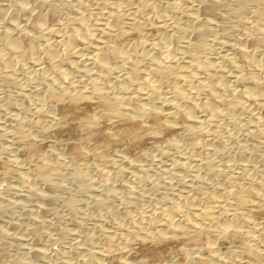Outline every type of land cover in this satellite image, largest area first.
Listing matches in <instances>:
<instances>
[{"label":"rangeland","instance_id":"374dc122","mask_svg":"<svg viewBox=\"0 0 264 264\" xmlns=\"http://www.w3.org/2000/svg\"><path fill=\"white\" fill-rule=\"evenodd\" d=\"M13 1L25 6L18 16L21 24L28 14L36 11L43 13L47 8L46 3H58L60 16L57 21L65 25L66 33L76 34L72 35L74 40L82 39L87 46L74 45V48L70 45L73 42L67 38L55 44L56 38L52 37V42L50 37V40L47 38L48 43L34 41L28 47L22 45L16 53H9L0 47V125L6 127V132L0 133V157L7 161L9 159L7 166L0 171V264H106L103 258L98 257V252L103 250L111 252V263L119 264L120 250L126 241V245L136 246L157 239L156 228L165 218L160 214L161 210H168L174 218L184 216L189 220L200 207L205 212L204 218L193 232H186L184 238L191 235L205 238L217 236L219 228L225 225L230 233L237 234L238 240L219 255L208 252L205 246L201 247L200 242L195 241L191 244L190 253L186 251L182 254L179 264H217V256L227 264H264V226L255 225L253 219L248 218L250 215L247 211L252 210L258 216L264 213V105L239 107L214 105L208 101V95L214 93L224 99L232 98L230 93L233 88L264 91V61L260 68L242 71L245 73L244 80L232 78L236 71L233 68L211 65L215 55L217 57L222 50L220 44L225 40L232 42L236 39V43L243 45L253 60L264 58V15L253 17L258 7L264 8V0H254L253 4L244 7L240 20L227 10L224 18L214 22L219 27L229 26V31L219 33L214 28L195 51H186V47L199 42L195 32L201 27L185 21L189 13L187 5L173 8V2L179 0ZM7 2L10 0H4L5 5L0 10V23L3 22L2 18H12ZM227 6L230 9L231 3ZM161 14L170 17L168 24L164 21L166 24L163 25V20H158ZM153 16L158 17L151 20ZM110 17H113V31L110 36H101L102 39H112L115 43V33L132 29L139 31L140 40L134 43L129 39L130 42L120 43L115 60H109L103 67L85 63L83 59L92 54L89 52L92 51V44L86 40L97 37L94 30L109 23L107 18ZM2 26L3 23L0 29ZM213 38L215 41L211 43ZM251 40L255 43H251ZM49 44H53L52 48H49ZM144 44L149 46L145 47ZM76 46L78 50L75 51ZM122 48L124 51L132 49L126 55L125 52L121 53ZM78 51L79 55L76 54ZM185 53L188 58L184 57ZM78 56L82 57L81 60ZM54 58L61 60V66L51 65V61L56 60ZM43 60L50 61L41 73L37 70L38 62ZM172 60L176 62L175 67L169 65ZM54 67H59L57 72L62 74H56ZM82 67L83 70L92 67L87 72H93L85 77L80 73ZM158 72L168 75L165 82L160 81L156 86L157 90L160 88L158 92L164 103L160 102V96L151 94L146 109L131 118L154 116L166 122L169 118L164 116L165 111L177 106L180 113L170 120L171 124L188 126L187 129L198 141L197 145L189 147L180 141L179 135H175L176 146L165 144L138 149L136 156L126 155L125 160L107 163L114 152V147L109 143L99 146L74 143L77 149L67 152L62 148L63 139L51 136L45 116L52 114L55 108L48 107L46 102L60 97L65 80L80 85L94 80L100 87L109 86L114 92L125 88V96L133 97L152 89L151 86L140 85L138 80L143 76L155 78L153 73L156 75ZM142 73L144 75L141 77ZM10 74L15 83H3ZM123 74L129 80L117 83ZM189 74L198 77L201 83L189 79L182 82V77ZM165 90L175 93L166 94ZM22 95H27L25 99L29 101L24 108ZM62 101L72 107L80 106L65 98ZM203 102L218 108L221 116H206L203 119L205 122L201 120L200 125L190 122V118L195 120L190 117L191 109ZM128 104L131 106L135 102ZM36 108L40 113L33 115ZM121 113V107L114 105L105 113V120L117 121ZM8 114H15L20 122H8ZM26 119H31L30 123L26 124ZM255 120L260 124L256 125ZM27 137L47 145V150L52 151L53 155L50 156L49 152L50 157L46 154L42 158L40 151L32 148L27 161L20 157L15 142L30 141ZM240 143L243 150L238 147ZM12 158H16V161L11 162ZM40 165L48 166V173L37 178L34 168ZM75 175L80 176L79 179H75ZM30 189H35L42 197H52L53 202L49 205L50 202L42 197L33 196ZM220 196H224L225 201L218 205ZM235 196L240 198L241 203L236 205V214L230 220L227 214L235 206ZM24 210L34 217H23ZM33 218L43 233L38 238L28 231L34 227ZM15 222L18 228L13 225ZM29 232H32L31 235ZM30 248L40 249L43 256L30 255Z\"/></svg>","mask_w":264,"mask_h":264},{"label":"bare ground","instance_id":"6f19581e","mask_svg":"<svg viewBox=\"0 0 264 264\" xmlns=\"http://www.w3.org/2000/svg\"><path fill=\"white\" fill-rule=\"evenodd\" d=\"M3 3H4V0H0V10L5 5ZM45 3H46V0H45ZM173 3H175L172 5L173 8L175 7L180 8L181 4L187 5L186 8H188L187 10L189 11V13L187 14V17L185 18V21H188L189 24H197L198 26L201 27L195 32V35L199 42L196 45H193V46L188 45L186 47L187 48L186 51L187 50L195 51L196 48L201 47L202 42L204 41V38L207 35V33L211 32L214 28H216L219 33H222L225 30L229 31L230 29L229 26L219 27V25H216L214 21L224 18L226 16L225 13L227 10L231 11V13L234 15V17H236L237 20H240L241 14L244 11V7H246L247 5L253 4L254 0H179ZM228 3H231L230 9H228L229 8L227 6ZM57 4L53 2L46 3L47 8L44 10L43 13L36 11L33 14H28L27 16L28 18L23 20L24 23L21 24L20 22H22V20L18 16H20V14L24 11L25 6L19 2L15 3V1L13 0H10V2H7V5L11 7L10 13L12 15V18L10 17L11 20H9V18L8 20L3 19V18L1 19L3 21L1 22L3 23V26L0 29V47L4 51H7L9 53H16L20 51L19 48L22 45L25 47H28L31 45V43H34V41H40V42L44 41L48 43L47 38H49L50 40V37H51V40L53 39L52 37L56 38L54 42L55 44H58L64 38H67L69 39V41L71 40L73 42V44H70V45L83 46L85 44V41H83L82 39L74 40L73 39L74 37L72 35H76V34L71 35V34L66 33L65 25L57 21L60 16L59 9H58L59 5ZM168 8L170 9V7ZM168 13L166 12V14ZM262 15H264V8L258 7L256 11L254 12L253 17L255 16L259 17ZM155 17H158V16H153L151 20L156 19ZM169 18L170 17H168L167 15L161 14L158 17V20L161 19V21L163 20V22L164 21L167 22ZM180 19L178 20L180 21ZM107 20L109 23H105V25H103L101 28H96L94 30L95 31L94 34L96 33V35H98L97 37H93V38L86 40L92 44V47L88 46L89 48L90 47L92 48V51H89V52H92V54L88 56L87 58H85L86 56L83 57L85 58L83 59L85 63L88 62V64L90 65H92L91 63H94V66L95 64H99V65H102L103 67L105 64L106 65L108 64L107 62L109 60H112L114 57H116V55L119 53L120 45L124 44L123 42L129 41L130 39L131 41L136 43L138 39L140 40L139 33H138L139 31H134L132 29L128 31L117 32L115 34L113 33L114 35H116L115 43L112 42V39L110 40L111 43L109 40L106 41L105 39H102L101 36H110L111 35L110 32L113 31L111 29L113 25V17L107 18ZM165 22L163 25L166 24ZM51 23H54V24H51ZM218 28H220L221 30ZM160 29L158 28V30ZM114 35L112 37H114ZM144 40L143 42H145ZM53 41L54 40H52V42ZM214 41H215L214 38L210 40L211 43ZM236 42H237L236 39L233 40L232 42H228L227 40H225L222 44H220L222 50L217 57L215 55L211 65L213 67H218L222 65L225 67L233 68L236 71H235V74L232 76V78L244 80L245 73H241V72L244 70H247V68H253V67L260 68L261 62L264 61V58L261 60L259 59L253 60L251 57L248 56L245 50V47L243 45L242 46L238 45ZM49 43H51V41ZM251 43H255V41L251 40ZM128 45L130 44L128 43ZM49 46H51L49 48H52L53 44H49ZM78 46H76L75 51L78 50L77 48ZM86 46L87 45L85 44V47ZM147 46L145 45V47ZM85 47L83 46V48ZM132 48H133V45H132ZM132 48H130L129 50H126L127 49L126 48L125 49L126 51H124L122 48L121 53L129 52L131 51ZM79 49L81 50V48ZM87 50L89 49L87 48ZM89 52H87L86 54H88ZM79 53H80L79 51L76 52V54L78 55ZM181 56L182 55H180V57ZM121 57L122 56H120V58ZM184 57L188 58V55H186L185 53ZM81 58L79 59L81 60ZM113 60H115V58ZM173 60L169 63L171 67H175L176 65L175 61L177 60L175 61ZM49 61L43 60L41 62H38L39 68L37 70L43 73L42 71L44 68H46L47 66L46 63ZM52 61H51V65H55L56 67L61 66L60 59L54 60L55 61V62L53 61L54 63H52ZM83 61H80V62L85 64ZM177 62L179 63V61ZM185 62L188 65L190 64L189 61H185ZM75 64L77 63L75 62ZM84 67L86 68L87 66H84ZM89 68L91 69L92 67H89ZM57 69L55 72H57ZM90 69H87V70H90ZM78 70H80V68ZM87 70H83V67H82V70H80V73L83 76L85 75V77L87 74L90 76L93 71L91 72L89 71L88 73ZM34 72H35V69H34ZM56 74H62V73L57 72ZM153 74L155 78H152L150 76L145 77L143 76L144 73H142L141 77L142 76L143 77L141 78V80H138L140 85H146V86L148 85V86H151L152 89L148 90V92L139 93L133 97L125 96L127 93V90L125 88H121L118 92H114L113 88L109 86L102 88L94 80L89 81L87 83L84 81L86 84L82 83L81 85L72 84L70 82H67V80H65L63 82L64 86L60 92L61 93L60 97L56 98L55 100L52 99L54 101L46 102L48 107L53 106L55 108V111L52 114H48L47 116H45L46 123L48 124L49 129L51 130V136L57 139H63L62 148L64 149V151H67V152L77 149V145H75L74 143H85V144H92L95 146H99L103 143H109L110 145L114 147L113 149L114 152L111 155L107 163H115L117 159L125 160L127 159V156H132V157L136 156L139 151L138 149L153 148V147H157V146L165 145V144L167 146H174V145L176 146L178 145L177 141H174L173 139L175 135H179L181 139L180 141L184 142L189 147H193L194 145H197L198 141L196 137L193 135L192 131L190 129H187L188 126H180L178 124L176 125L171 124L170 120L178 116L179 110L177 111V106H172L169 108L171 110L168 109L165 111L164 116L169 118L168 120H166V122L161 117H154V116H150L147 119H139L138 117L131 118L133 115H138V113H142L144 109H146V106L148 104L147 102L151 94H156L160 96L159 97L160 102L164 103L161 93L158 92V90L160 91V88H158L157 90L156 86H158V83L159 84L161 83L160 81L165 82L168 75L165 72H160V73L158 72L156 73V75L155 73ZM51 78L53 77H49L48 79H51ZM91 79L92 78H90V80ZM151 79H154V80H151ZM182 79H184V80H181L184 83L187 82L188 79L189 81L196 80V82L198 81L199 83H201V80H199V78L193 74H189L188 76L185 75L182 77ZM52 80L49 81L48 83L52 82ZM124 80H129V78H127V76H124L123 74V77L116 82L118 83ZM13 81L14 80L10 74L9 76H7L6 79L3 80V83L5 84L15 83L16 80L14 82ZM173 93L175 92L168 91V90L166 91V94L172 95ZM25 96L27 95H22V98H23L22 107L23 108L26 107L29 102L28 98L25 99ZM33 96H31V98ZM230 96L232 98L224 99L221 96H219V94L217 93L209 94L208 101L213 102L212 104L214 105L224 104V105L239 106V107H246L249 104L260 105V103L264 105V91H260V90L258 91L248 90L247 91L244 88H239V89L233 88L231 90ZM61 98L62 99L65 98L66 100H69L70 102L75 103V104L79 103L78 105L80 106L78 107L76 104L77 107H72L70 105L64 104ZM237 98L238 100H236ZM131 101H134L135 104L130 106V104L128 103ZM208 104L209 103L207 102H203L200 105L194 106L191 109L189 114L191 115L190 117H192L193 119L195 118V120H191L190 118V122L200 125L201 120H203L204 117L206 116L207 117L208 116L209 117H220L221 116L220 110H218V108L212 107L210 104L208 106ZM114 105L121 107L122 113L119 114V118L116 119L117 121L112 122V121L105 120V116H106L105 113L108 112L110 109H112ZM179 107L180 106H178V108ZM38 113H40L39 108L34 109L33 115H37ZM6 120L8 122L9 121L10 122H17V121L20 122L19 118H17L15 114H8L6 117ZM30 121L31 119H26V124L30 123ZM255 122H257V120H255ZM21 123H24V121H21ZM257 124H260V123L257 122L256 125ZM4 128H2V126L0 125V133L6 132ZM254 128H255V125H254ZM251 131H253V129ZM257 133L259 132L257 131ZM27 138L30 141H26L25 143H23L17 140L14 145L18 149L19 156L24 157L26 161L28 159L29 152L31 151L32 148L39 150L42 158H44L45 155L49 152H50L49 154L50 156L53 155L52 151L47 150V145L44 146L39 141L31 140L29 137ZM238 145H239L238 147L241 148L240 146H242L243 144L241 145L240 143ZM12 159H10L11 162L16 161L15 160L16 158L13 160ZM8 162H9V159L7 161L0 157V171L4 169L5 165ZM22 163L21 165L23 166L25 162L23 164ZM47 167L48 166L40 165L38 168H34L36 169L34 172L35 177L37 178L44 177L48 173L46 170ZM79 177L80 176H77V175L74 176L75 179H79ZM30 192L33 196L42 197L36 192L35 189H32ZM42 199H45L47 200V202H50L49 205L53 202L52 197H42ZM224 201H225L224 196H220L217 200V204L221 205L222 203H224ZM240 203H241L240 198L235 196V202H234L235 206L232 207L229 210V214H227L230 217V220H232L236 214L235 212L237 210L236 205ZM41 208H39V211ZM247 211H249V214L248 212L247 214L251 216V217L248 216V218L249 219L252 218L253 219L252 222H255V225L259 224V225H262V227L264 226V213L261 216H258V215H255V213L252 210H247ZM160 214L164 216L165 218H163L164 222L158 225L156 228L155 238L157 239L153 240L152 242H148V243L141 242L137 244L136 246H128L126 245V242H127L126 241L125 245L120 250V260L121 261L119 262V264H179V261L182 258L181 257L182 254H184L186 251L191 250L192 249L191 244L195 241H199L201 247L205 246L204 248L208 250V252L217 253V255H219L224 250H226L228 247L236 243L238 240L237 234L230 233L228 229L226 228L227 226L225 225L219 228V232H218L219 235L217 236L205 238L202 235H191V236L184 238L183 236L186 234V232L187 233L193 232L195 230V227L199 226L200 221L204 218L205 212L202 209V207L196 209V212H194L192 218L189 220L183 218L184 216L182 218H174V215H172V213L169 212L168 210H161ZM24 216L28 219L30 217H34L28 210L23 211V217ZM33 219L34 221L33 220L32 221L35 223L34 227L31 226L32 228H30V230L28 231H32L34 235H36L35 238L36 237L38 238L42 236L43 233L40 232V225L37 222V220L35 218ZM170 222H173L172 227L169 226ZM13 225L16 228L19 227V225L16 222L13 223ZM237 226H238V223H237ZM12 227L13 226H11L10 228ZM169 228L171 229L168 230ZM32 232H29V234ZM168 236H170V239H168ZM28 252L30 255L34 257L44 254L43 251H41L40 249H33V248L32 249L30 248ZM98 257L103 258V260L106 261V264H113L111 263V252L108 250H103L101 252H98ZM83 258L84 256L82 257V259ZM86 258L87 257L85 256V259ZM216 261H217V264H227L226 261L220 260L218 256L216 257ZM238 264H241V263L238 262Z\"/></svg>","mask_w":264,"mask_h":264}]
</instances>
